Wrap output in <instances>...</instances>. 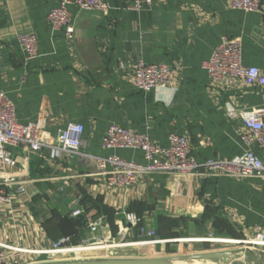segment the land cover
<instances>
[{"label": "crops", "instance_id": "1", "mask_svg": "<svg viewBox=\"0 0 264 264\" xmlns=\"http://www.w3.org/2000/svg\"><path fill=\"white\" fill-rule=\"evenodd\" d=\"M59 1L0 0V90L15 105L17 120L35 123L47 145L37 153L12 150L14 167L0 163V182L13 178L23 189L9 188L15 201L0 208V242L45 250L66 236L70 246L95 240L111 243L108 249L133 248L138 258L235 254L218 248L222 241L206 239L240 240L264 231L261 180L162 174L129 189L108 188L93 159L64 155L55 138L67 123H78L84 128L82 154L141 161L133 150L101 149L107 127L116 124L147 133L163 147L170 132L186 136L197 163L241 155L242 125L229 114L264 106V90L240 82L213 86L202 65L223 38L240 40L243 64L264 74V0L259 13L232 10L229 0H152L139 12L126 9L133 0H104L110 5L106 15L70 6L71 37L48 24ZM25 33L38 38V56L28 66L17 42ZM137 60L168 65L173 84L161 92L138 91L132 83ZM253 151L263 154L257 146ZM72 207L79 213L72 214ZM122 211L133 213L138 224L127 223ZM94 222L99 225L91 232ZM142 229L154 235L141 237ZM151 240L160 242L146 243ZM248 252L241 248L235 255L264 264V249ZM29 260L54 262L49 256Z\"/></svg>", "mask_w": 264, "mask_h": 264}, {"label": "built area", "instance_id": "2", "mask_svg": "<svg viewBox=\"0 0 264 264\" xmlns=\"http://www.w3.org/2000/svg\"><path fill=\"white\" fill-rule=\"evenodd\" d=\"M152 0H133L127 10L139 12L143 7L151 5ZM229 8L242 12L259 13L261 0H229ZM74 6L80 12H97L106 15L110 5L104 0H60L47 14V21L54 31H63L66 37H71L74 27L69 13V7ZM17 42L24 54V66L34 61L38 56V38L33 33L17 36ZM243 47L240 40L223 38L214 48L209 59L202 65L210 84L227 88L233 82H240L246 88L264 90V74L256 67L245 66ZM174 73L163 63H145L137 60L133 68L132 83L135 89L144 93L161 92L169 88L174 81ZM237 118L242 125L239 134L243 146L241 155L231 160L207 159L197 163L190 156V144L186 136L170 132L167 136V146L157 144L147 133H140L121 127L109 125L102 136L100 147L103 151L129 149L138 152L141 161L127 159L119 155L90 157L80 152L84 146L82 134L84 128L78 123H67L57 130L56 142L64 155H82L94 160L97 174L104 178L108 188L129 189L136 186L143 177L162 174H180L201 178L227 177L236 180L259 179L264 183V106L259 108H238L229 114ZM43 131L33 122L21 123L16 118L13 102L0 90V163L7 167L15 166L12 150L22 147L32 152H39L46 147ZM257 146L262 155L253 151ZM13 178L0 182V208H8L15 201L12 186H17ZM17 190L23 189L17 186ZM74 208V207H72ZM79 211L74 208L72 214ZM131 226H136L139 219L130 212L119 213ZM98 223L90 224L94 232ZM153 236L154 232L140 230V236ZM208 241L229 245H243L248 251L264 249V231L256 229L250 237L241 240L206 239ZM227 241V242H223ZM69 237H60L51 242L48 249H26L0 242V264H32L29 260L35 256L54 258L57 253L75 254L78 247L70 246ZM160 241H148L156 244ZM92 240L87 246L96 245ZM132 244H143L136 242ZM98 245V244H97Z\"/></svg>", "mask_w": 264, "mask_h": 264}, {"label": "water", "instance_id": "3", "mask_svg": "<svg viewBox=\"0 0 264 264\" xmlns=\"http://www.w3.org/2000/svg\"><path fill=\"white\" fill-rule=\"evenodd\" d=\"M232 252H202L197 254L160 258H109L86 259L73 262H53L51 264H187L191 262H211L217 264H248L246 259L233 258Z\"/></svg>", "mask_w": 264, "mask_h": 264}, {"label": "rangeland", "instance_id": "4", "mask_svg": "<svg viewBox=\"0 0 264 264\" xmlns=\"http://www.w3.org/2000/svg\"><path fill=\"white\" fill-rule=\"evenodd\" d=\"M119 243H123V242H116L115 244H119ZM105 244L106 245H112L111 243H105ZM92 246H95V245H92ZM223 246L224 247H220V246H217V247L227 249L229 251L234 250V251H236L235 254H237V252L239 253V249L243 248V245L224 244ZM202 247H204V248L207 247V248H205V250H206L209 248V245L203 244ZM82 248H84V247H80L79 249H82ZM134 250L135 249H133V248L106 249L104 251H99V252L79 251L78 250L75 254H68V255L58 257V258L54 257L53 260H54V262H73V261L86 260V259L138 258V255H136ZM249 252H252V251H249ZM96 253H99V254H96ZM100 253H102V255H100ZM191 254H195V253H191ZM191 254L188 251H184V252L180 253V255H177V256H185V255H191ZM235 254L233 255V258L237 259L238 256ZM204 263H206V262H204ZM214 264H217V263H214Z\"/></svg>", "mask_w": 264, "mask_h": 264}, {"label": "bare ground", "instance_id": "5", "mask_svg": "<svg viewBox=\"0 0 264 264\" xmlns=\"http://www.w3.org/2000/svg\"><path fill=\"white\" fill-rule=\"evenodd\" d=\"M227 242V241H226ZM106 247H108L107 245H95V246H92L91 245V247H88V246H86V247H84V248H82V249H79L80 247H78L77 249H75L74 250V252L76 253L78 250L79 251H94V252H99V251H104V250H106V249H108V248H106ZM93 252V253H94ZM66 253L67 252H59V253H57V255H55L54 257L55 258H58V257H61V256H64V255H66ZM82 254V253H81ZM96 254H99V253H96ZM191 254V253H190ZM100 255H102V253H100ZM184 264V263H183ZM187 264H212L211 262H208V263H201V262H191V263H187Z\"/></svg>", "mask_w": 264, "mask_h": 264}, {"label": "trees", "instance_id": "6", "mask_svg": "<svg viewBox=\"0 0 264 264\" xmlns=\"http://www.w3.org/2000/svg\"><path fill=\"white\" fill-rule=\"evenodd\" d=\"M206 208H208V209H209V207H206ZM208 209H207V210H208ZM207 215H209V214H208V213H207V211H206V216H207ZM240 240H241V239H240Z\"/></svg>", "mask_w": 264, "mask_h": 264}]
</instances>
